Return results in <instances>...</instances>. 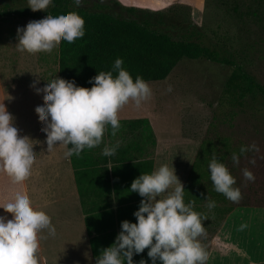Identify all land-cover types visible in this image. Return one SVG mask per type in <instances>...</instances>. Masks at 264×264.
Segmentation results:
<instances>
[{
  "label": "crops",
  "instance_id": "1",
  "mask_svg": "<svg viewBox=\"0 0 264 264\" xmlns=\"http://www.w3.org/2000/svg\"><path fill=\"white\" fill-rule=\"evenodd\" d=\"M34 86L0 87V264H264V204L177 202L205 129Z\"/></svg>",
  "mask_w": 264,
  "mask_h": 264
},
{
  "label": "trees",
  "instance_id": "2",
  "mask_svg": "<svg viewBox=\"0 0 264 264\" xmlns=\"http://www.w3.org/2000/svg\"><path fill=\"white\" fill-rule=\"evenodd\" d=\"M117 8L95 0L98 8L82 7L77 0H48L43 7L0 8V19L8 15L39 18L49 16L59 35L57 71L66 94L122 93L143 81L164 80L180 60L206 59L224 64L230 71L217 98L213 119L236 114L253 106L264 113V82L250 68L251 59L243 48H227L184 16L180 5L150 10L121 5ZM256 16L264 10V0H252ZM237 10V4L233 7ZM264 18L256 16L257 19ZM225 119V118H224ZM141 121L133 120L132 122ZM231 123V122H230ZM211 124H215L212 122ZM73 123H64L69 152ZM242 148L214 131L205 132L191 164L178 203L223 204L231 187L229 165Z\"/></svg>",
  "mask_w": 264,
  "mask_h": 264
},
{
  "label": "rangeland",
  "instance_id": "3",
  "mask_svg": "<svg viewBox=\"0 0 264 264\" xmlns=\"http://www.w3.org/2000/svg\"><path fill=\"white\" fill-rule=\"evenodd\" d=\"M77 1L82 7L98 8L95 0ZM103 1L113 5L112 9L117 8L110 0ZM117 1L124 6L150 10L180 5L184 16L201 26L213 41L227 48L245 49L252 62L250 68L264 82V18H256L262 16L264 10L258 9L256 16L248 13L256 6L252 0ZM47 2L0 0V8L4 4L8 9L43 7ZM236 4L238 9L234 10ZM58 43L59 35L49 16L31 18L8 15L0 19V87L8 88L7 94L14 89L20 93L24 91L26 95L30 90L35 92V83L51 84L53 87L59 85L62 90L57 71ZM229 71L224 64L184 58L164 80L138 82L131 93L65 94L62 105L68 108L71 105L80 106V103H97L109 112L115 113L124 107L127 115L139 116L142 114V99L151 96L148 108L156 110L158 115L161 113L165 117L163 120L173 122L179 131L187 127L190 133H201L203 129L208 133L216 131L229 137L233 146L242 148L240 156H235L229 164L232 176L228 205L264 204V113L259 115L255 107L246 105L245 111L236 114L232 120L223 114L219 116L223 120L213 119L217 98ZM133 91L138 93L137 97ZM154 104L157 107H153ZM1 177L2 181L5 179L0 173V182ZM7 206L9 208L10 203L0 201V214ZM14 208L13 211L20 212V206L14 205ZM2 222L4 226L5 221Z\"/></svg>",
  "mask_w": 264,
  "mask_h": 264
}]
</instances>
